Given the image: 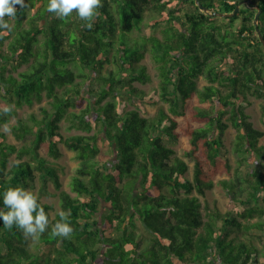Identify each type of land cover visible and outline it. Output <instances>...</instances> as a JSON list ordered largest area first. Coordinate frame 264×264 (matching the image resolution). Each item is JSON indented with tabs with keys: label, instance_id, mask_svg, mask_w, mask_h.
I'll use <instances>...</instances> for the list:
<instances>
[{
	"label": "trees",
	"instance_id": "obj_1",
	"mask_svg": "<svg viewBox=\"0 0 264 264\" xmlns=\"http://www.w3.org/2000/svg\"><path fill=\"white\" fill-rule=\"evenodd\" d=\"M198 1L208 12L194 0H102L90 30L75 13L61 21L47 12L48 0H25L27 7L17 5L14 19L5 17L10 28H0V209L9 187L28 190L39 172L43 187L52 182L60 211H70L73 233L53 237L59 212L51 218L53 206L39 201L50 223L35 239L36 250L32 238L0 220V264H257V242L264 237V131L246 112L252 98L260 99L264 118L257 10L241 5L235 16L219 17L214 13H231L243 0ZM252 1L262 9L264 38V0ZM150 12L159 15L151 27L161 25V37L133 35ZM146 54L159 77L149 93L134 85L151 79L141 64ZM107 64L115 68L105 73ZM200 77L207 82L202 88ZM87 82L92 99L81 108ZM43 99L39 114L11 127L18 140L30 136L29 143H8L1 126L18 108ZM160 103L166 109L160 105L154 116L143 115V104ZM63 120L85 134L64 136ZM228 128L235 132L234 169L223 140ZM181 137L189 147L178 155L165 140ZM61 143L80 161L70 192L39 153L43 148L59 158ZM250 158L259 166H245L246 189L240 169ZM223 175L233 178H218ZM212 190L225 201L224 213L202 200ZM106 230L112 233L106 236ZM143 240L148 248H141Z\"/></svg>",
	"mask_w": 264,
	"mask_h": 264
},
{
	"label": "rangeland",
	"instance_id": "obj_2",
	"mask_svg": "<svg viewBox=\"0 0 264 264\" xmlns=\"http://www.w3.org/2000/svg\"><path fill=\"white\" fill-rule=\"evenodd\" d=\"M234 1H236V0H231V2H234ZM249 5H251V4H249ZM153 17H159V15H157L154 12L146 13L144 20L141 23L140 32L138 30H134L133 35L141 33V34L146 35V36L154 34V35L161 37V32H160L161 25H159L158 27H151ZM0 64H1V62H0ZM141 64L146 66L147 72L150 75L151 79H150V81H148L145 84L135 82L134 85L137 88H139L140 91L144 90L145 92L149 93L154 88L158 87V84H159L158 71H157L155 62L153 61V59L150 57L149 54H146V56L142 60ZM26 67H27L26 65L22 66L21 70L25 69ZM104 68H105L104 72L107 73L108 70H110V68H115V66L113 64H107L104 66ZM89 84L90 83L87 82L85 84L84 89H83V96L86 98V101L83 103L81 108H85L86 105L88 104V102L91 101V99H92V94L89 93V91H88ZM206 84H207L206 80H204L202 77H200L198 79L199 88L204 87ZM136 103H137V100L135 99L134 101H132V103H129V108H133V106H136ZM46 104H47V100L43 99V101L41 103L36 102L32 106L24 105L23 107L18 108L17 109V115L12 116L8 123H5L1 126V130L6 135V141L8 143L16 145L18 148L23 146L24 143H29V141L31 140L30 136H28L25 140H18L13 136V134L11 132V127L16 124V122L19 118L25 119L31 113L39 114V108L43 105H46ZM143 105L145 107V111L143 112L144 116H154L156 114V112L158 111L160 105L164 109H166V107H167L165 104H161V103L158 105H149V104H143ZM74 110L77 113L80 112V108H77ZM246 112L248 113V115L250 117V121L253 123L254 127L264 131V118L262 117V101L260 99L252 98V104L246 109ZM94 117H95V112H94V110H91L90 113L88 114V118L93 119ZM180 123L182 125L184 122L181 120ZM70 124L71 123L69 121H66V120L61 121L60 131L64 136H69V135H73V134H85V131L75 129V128L70 129L69 128ZM194 125L198 126V124H194ZM5 128H8L9 131L5 132L4 131ZM95 130L96 129H93L91 131V133H93ZM234 137H235V132L232 128H228L223 135V140L225 142V145L229 149L228 157L230 158L233 169L237 166V163H238V156L231 149ZM165 142L169 146L173 147L178 155H181L184 152V150L189 147V141H188V138H186V137H181L178 141L166 139ZM261 143H264V138L261 139ZM99 144H100L101 148L106 149V147L103 145V143L101 141H99ZM59 148L61 151V156L59 158L52 157L43 148L40 149L39 153L41 156L46 158V160L49 161L48 165L55 166L59 170L60 175H61V179L63 182V186L68 192H70V182H71L72 176L76 172V169L80 166V161L76 158V153L73 152L72 150L68 149L64 144H62V143L59 144ZM10 159H11L10 160L11 162H15L18 160L16 154L11 155ZM28 159L32 160L35 163V160L32 159L31 156H29ZM188 164H189V172H188L189 175L188 176L191 177L192 163L188 161ZM245 166H247L248 168H253V167H258L259 164L257 163V161L254 158H250V160H248L246 162L244 167H242L240 169V172H241L240 177H241V181L243 184L242 186L247 189L248 188L247 186L249 185L250 178L246 174L248 168ZM262 175L264 176V172ZM39 176H40V173L38 172L37 173V179L35 182V186L29 188L28 190L34 192L39 197V201L41 203H47V204H51L53 206V210L50 213L51 218H53L57 212H60L59 197L57 196V194L54 191V186H53L52 182H48V184L43 187L42 183H41V178ZM218 178L219 179H229V178H233V177H232V175L231 176L223 175V176H220ZM202 200L207 201L211 207L217 208L219 211H221L223 213L226 211L225 201L223 200L221 195H219L217 193V191H215V190L209 191L206 198H202ZM261 204L264 205L263 202H261ZM258 220H261V219H258ZM220 224H221V222L218 223V225H220ZM111 233H112L111 230H106L104 234L106 236H109ZM138 236L140 238V235H138ZM37 240H34L31 242V250L32 251L36 250V241ZM149 244L150 243L148 241L143 240L141 242V248L142 249L148 248ZM257 244H258L259 249H260V252L258 254L257 264H264V237L261 238V240L258 241ZM98 248H101V245H98ZM45 251H47V250H45ZM99 255H101L100 252H99Z\"/></svg>",
	"mask_w": 264,
	"mask_h": 264
},
{
	"label": "clouds",
	"instance_id": "obj_3",
	"mask_svg": "<svg viewBox=\"0 0 264 264\" xmlns=\"http://www.w3.org/2000/svg\"><path fill=\"white\" fill-rule=\"evenodd\" d=\"M17 5L25 8V0H0V28L9 29L10 25L5 17L15 18ZM103 7L102 0H48L47 12L61 21H67L75 16L84 21L83 27L92 29L98 11ZM11 112V108H5L4 113ZM5 132L9 129L5 128ZM4 209H0V220L6 229L11 230L15 226L22 231L25 238L37 239L44 234L49 226V216L39 203V197L32 191L22 186L9 187L3 195ZM60 221L56 222L51 230L53 237L70 238L73 228L70 224V211L59 212Z\"/></svg>",
	"mask_w": 264,
	"mask_h": 264
},
{
	"label": "water",
	"instance_id": "obj_4",
	"mask_svg": "<svg viewBox=\"0 0 264 264\" xmlns=\"http://www.w3.org/2000/svg\"><path fill=\"white\" fill-rule=\"evenodd\" d=\"M194 1L199 6L200 10H202L204 12H208L207 8H205L203 5H201L198 0H194ZM249 4H251L257 10V12L254 16L253 23L255 26V30L257 32V36H258V38H259V40L262 43V46L264 48V38H263V35L259 29V17H260V13H261L262 9L259 8V6L256 2H254L252 0H243V1L238 2V4L235 6V9L231 13L216 12L214 14L219 16V17H233V16H235L236 12L239 10L241 5H249Z\"/></svg>",
	"mask_w": 264,
	"mask_h": 264
},
{
	"label": "flooded vegetation",
	"instance_id": "obj_5",
	"mask_svg": "<svg viewBox=\"0 0 264 264\" xmlns=\"http://www.w3.org/2000/svg\"><path fill=\"white\" fill-rule=\"evenodd\" d=\"M258 259V258H257Z\"/></svg>",
	"mask_w": 264,
	"mask_h": 264
}]
</instances>
